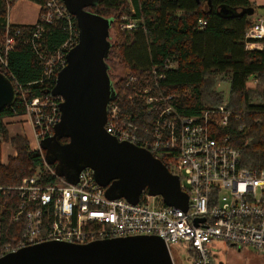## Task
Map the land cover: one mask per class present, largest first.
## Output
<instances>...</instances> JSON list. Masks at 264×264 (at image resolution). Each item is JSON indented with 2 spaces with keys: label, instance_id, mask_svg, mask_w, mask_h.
I'll return each mask as SVG.
<instances>
[{
  "label": "built area",
  "instance_id": "obj_1",
  "mask_svg": "<svg viewBox=\"0 0 264 264\" xmlns=\"http://www.w3.org/2000/svg\"><path fill=\"white\" fill-rule=\"evenodd\" d=\"M40 9L32 40L39 38L43 24L65 20L70 29L63 52L43 59V80L49 81L65 66L66 53L78 42V30H74V17L62 0H46ZM135 25L130 21L121 28L130 31ZM8 29L6 25L5 51L12 48L13 36L19 33L16 29L9 34ZM245 40L246 50L263 48L262 19L251 22ZM163 78V73L153 68L120 74L111 80L114 95L106 106L104 130L117 142L129 143L165 160L188 196L187 210L165 206L161 197L149 196L146 191L135 204L124 198L109 199L89 168L79 173L76 183L69 184L45 164L41 154L47 176L37 173L16 187H0L18 192L20 205L14 221L20 215L26 219L21 239L13 246L0 248V257L44 242L85 245L136 236L160 238L171 264H176L171 246L177 243L188 246L193 264H216L218 240L264 253V170L239 166V152L230 145L229 135L221 133L230 115L225 104L183 116L176 110L174 96L161 90ZM13 87L24 105L21 117L30 124L39 146L40 141L53 135L62 100L53 96L27 100L20 86Z\"/></svg>",
  "mask_w": 264,
  "mask_h": 264
},
{
  "label": "trees",
  "instance_id": "obj_2",
  "mask_svg": "<svg viewBox=\"0 0 264 264\" xmlns=\"http://www.w3.org/2000/svg\"><path fill=\"white\" fill-rule=\"evenodd\" d=\"M13 1L0 0V73L20 86L27 100L50 98L56 77L43 80V59L63 52L70 29L65 20L43 24L39 38L32 40L38 20L34 25L6 23ZM30 1L41 6L46 0ZM222 8L232 12L224 14ZM248 8H252L249 0H98L88 11L110 20L111 25L124 13L135 22V28L124 31L114 48L110 44L106 62L110 56L116 59L123 75L153 68L163 73L160 88L174 96L181 115H196L223 104L216 78L226 80L229 91L225 109L230 115L221 133L229 135L230 145L239 152V166L259 171L264 170V40L261 50H246L245 31L251 19L242 10ZM111 14L117 15L107 17ZM71 22L76 31L74 18ZM6 25L9 34L19 30L8 51L2 45ZM251 78L253 87L247 85ZM24 114L19 97L0 111V148L2 143H9L16 153L8 156L6 163L0 161V187H16L37 173L47 176L41 153L29 149L26 137L8 134L9 121ZM160 161L171 170L165 160ZM19 205L17 191L0 190V248L17 244L26 230L24 215L14 221Z\"/></svg>",
  "mask_w": 264,
  "mask_h": 264
},
{
  "label": "water",
  "instance_id": "obj_3",
  "mask_svg": "<svg viewBox=\"0 0 264 264\" xmlns=\"http://www.w3.org/2000/svg\"><path fill=\"white\" fill-rule=\"evenodd\" d=\"M62 1L75 19L78 42L66 53L65 66L50 92L62 101L53 135L39 142L40 150L46 151L45 164L54 166L55 174L69 184L78 181L83 169H91L109 199L124 198L135 204L146 191L161 197L165 206L186 211L188 196L177 176L150 152L117 142L104 130L106 106L114 95L109 94L106 64L110 20L88 11L98 0ZM242 12L250 16L253 9ZM15 100L13 84L0 73V111ZM61 138L67 142L60 143ZM0 264H171V260L160 238L136 236L85 245L44 242L5 254Z\"/></svg>",
  "mask_w": 264,
  "mask_h": 264
},
{
  "label": "rangeland",
  "instance_id": "obj_4",
  "mask_svg": "<svg viewBox=\"0 0 264 264\" xmlns=\"http://www.w3.org/2000/svg\"><path fill=\"white\" fill-rule=\"evenodd\" d=\"M130 7L127 4V9L129 10ZM117 14H111L107 17H115ZM118 22L112 23L109 28V36H108V42L111 44V46L114 48V45L116 46L118 44L119 38L122 37L124 30H122L121 26L122 24H125V22H130L129 17L124 13L121 16L117 17ZM129 20V21H128ZM133 21V20H132ZM1 44V43H0ZM4 47V40L2 43ZM1 45V46H2ZM109 66L107 75L110 79L108 81L111 82V80H115L120 76V73L122 72V69L119 65V62L114 59L112 56L109 57L108 61L106 62ZM174 66V65H173ZM222 77L218 76L216 78V90L223 92L224 101L223 104H226L227 102V95L229 91V83L225 82L226 80H221ZM108 82L109 87V94H114V90L111 86V83ZM253 84V79L251 78L247 85L251 86ZM221 104V105H223ZM20 121V122H19ZM9 125L7 126L8 134L10 136L19 134L21 136H24L27 138L29 143V149L33 151H38L41 154L44 152V156L46 155V151L39 150L38 143L34 144V139L29 132V126H24L23 130H19V127H21L20 124L23 122H26L25 118L16 119L13 121H9ZM20 123V124H19ZM16 129H18V133H15ZM25 132V133H24ZM32 144V145H31ZM34 144V145H33ZM1 157L0 161L1 163H6V159L8 156H16L15 151L10 146L9 143H2L1 148ZM55 168V167H54ZM46 171V168L44 167V171ZM217 245V255L215 256V263L216 264H264V253H260L251 247L248 246H239V247H232L231 245H228L224 243L222 240H218L216 242ZM173 249V260L176 262V264H193V256L188 251V246L183 243H177L171 246Z\"/></svg>",
  "mask_w": 264,
  "mask_h": 264
},
{
  "label": "crops",
  "instance_id": "obj_5",
  "mask_svg": "<svg viewBox=\"0 0 264 264\" xmlns=\"http://www.w3.org/2000/svg\"><path fill=\"white\" fill-rule=\"evenodd\" d=\"M249 2L251 3L253 9L252 15L249 16L251 22L258 18L264 21V0H249ZM40 8L41 6L39 4L30 0H14L13 4L8 9L6 23L8 25H34L39 18ZM253 85L254 84L249 87H253ZM20 125L21 127H19V130L21 129V131L24 126H29V132L33 137L32 128L28 122H23ZM19 130L16 129L15 133H18Z\"/></svg>",
  "mask_w": 264,
  "mask_h": 264
},
{
  "label": "flooded vegetation",
  "instance_id": "obj_6",
  "mask_svg": "<svg viewBox=\"0 0 264 264\" xmlns=\"http://www.w3.org/2000/svg\"><path fill=\"white\" fill-rule=\"evenodd\" d=\"M109 77V76H108ZM110 79V78H109ZM60 143H65V142H67V140L65 139V138H61L60 139V141H59ZM170 257V256H169ZM170 260H171V258H170Z\"/></svg>",
  "mask_w": 264,
  "mask_h": 264
}]
</instances>
